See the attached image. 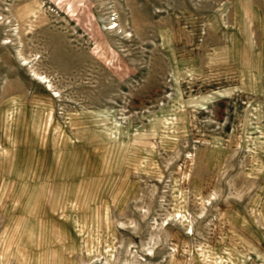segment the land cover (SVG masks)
Masks as SVG:
<instances>
[{
	"label": "rangeland",
	"instance_id": "obj_1",
	"mask_svg": "<svg viewBox=\"0 0 264 264\" xmlns=\"http://www.w3.org/2000/svg\"><path fill=\"white\" fill-rule=\"evenodd\" d=\"M0 264H264V0H0Z\"/></svg>",
	"mask_w": 264,
	"mask_h": 264
},
{
	"label": "bare ground",
	"instance_id": "obj_2",
	"mask_svg": "<svg viewBox=\"0 0 264 264\" xmlns=\"http://www.w3.org/2000/svg\"><path fill=\"white\" fill-rule=\"evenodd\" d=\"M113 26H114V25H113ZM246 70H247V69H246ZM19 222H20V221H19ZM19 222H18V223H19ZM16 226H18V224H17ZM16 226H15V227H16ZM22 226H23V225H22ZM16 229H17V228H16ZM13 233H14V232H13ZM52 252H53V251H52ZM42 253H43V252H42ZM39 254H40V253H39ZM52 254H53V253H52ZM70 254H71V253H70ZM53 255H54V254H53ZM40 257H41V255H40ZM1 258H2V257H1ZM51 258H52V257H51ZM49 259H50V258H49ZM50 260H51V259H50ZM50 260H49L48 262H50ZM52 261H53V259H52ZM40 263H41V262H40Z\"/></svg>",
	"mask_w": 264,
	"mask_h": 264
}]
</instances>
